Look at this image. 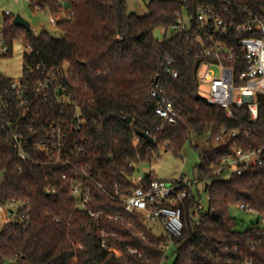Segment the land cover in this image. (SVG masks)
<instances>
[{
	"label": "trees",
	"instance_id": "trees-1",
	"mask_svg": "<svg viewBox=\"0 0 264 264\" xmlns=\"http://www.w3.org/2000/svg\"><path fill=\"white\" fill-rule=\"evenodd\" d=\"M127 1L27 0L32 11L52 16L64 13L55 24L62 35L51 37L46 31L35 35L12 26L13 17L5 16L0 36L7 52L1 55L9 54L12 41L18 38L27 49L24 64L68 68L67 84L87 121L83 136L93 148L81 162L101 173L97 179L106 188L117 184L122 193L132 189L135 166L149 163L159 148L180 156L193 139L208 140L193 168L208 197L207 212L201 213L199 201H186L182 237L165 253L164 236H155L141 216L124 214L121 204L92 186L90 208L103 214L94 222L76 207L70 194L78 175L59 165L19 160L0 131V207L12 199L30 202L27 227L0 224V264H168L169 258L171 264H238L242 259L264 264V247L254 248L246 241L253 237L264 242V227L254 221L240 230L231 215V209L239 205L264 215V151L262 165L240 176L224 179L213 174L236 149H264V96H256V121L249 120L246 107L232 108L228 118L224 109L208 105L199 97L195 76L200 60L196 33H171L162 40L154 37L156 29L166 33L176 23L175 14L184 4L152 0L146 4L147 13L138 16L128 11ZM229 1L246 4L264 16V0ZM211 2L187 0L185 7L193 15L198 5ZM170 70L177 71L178 78H171ZM155 79L177 113L175 124H163L154 113L150 92ZM126 117L130 124L124 122ZM233 130L237 135L228 136ZM138 131L154 143L139 137ZM218 136L222 141L211 145ZM152 180H156L152 172L144 174V182ZM47 189L54 192L47 194ZM115 215L124 216L126 222L107 220ZM102 232L106 237H101ZM127 249L142 257L127 254Z\"/></svg>",
	"mask_w": 264,
	"mask_h": 264
},
{
	"label": "built area",
	"instance_id": "built-area-1",
	"mask_svg": "<svg viewBox=\"0 0 264 264\" xmlns=\"http://www.w3.org/2000/svg\"><path fill=\"white\" fill-rule=\"evenodd\" d=\"M151 1L145 0V3ZM178 1L184 7L175 14L176 23L168 30L175 34L196 33L194 42L199 46L200 60L195 76L199 90L207 91V97L202 99L210 106L224 109L228 118L232 115V108L246 107L249 120L256 121L259 110L256 96H264V16L255 14L246 4L238 5L229 0H213L198 5L194 14L190 15L185 7L187 0ZM51 21L55 25L57 20L51 18ZM0 45V54L6 53L1 36ZM169 74L173 79L178 78L177 71L170 70ZM67 76L66 66L49 67L42 63H25L18 78L0 75V131L11 142L19 160L45 167L59 165L78 175L70 194L76 200V207L94 222L103 214L90 208L92 186L102 191L108 200L121 204L124 214L141 216L147 223L159 224L166 241L164 252H169L182 237V205L195 199L193 190L199 193L203 182L197 177L144 182V173L136 175L138 167H141L139 163L130 178L132 189L122 193L117 184L111 188L103 186L97 179L101 173L81 162L93 148L89 139L83 136L87 121L67 84ZM150 95L159 120L163 124H175L177 113L157 79ZM236 135L237 130L228 133L230 137ZM215 141L220 142L222 138L218 136ZM262 151L264 149L254 152L236 149L234 156L220 161L213 174L224 179L232 175L240 176L262 165ZM53 192L46 190L47 194ZM2 207L7 222L21 228L29 225L28 200H8ZM238 208L257 215V225L264 227V215L245 205ZM123 217L107 216V220L125 223ZM101 237L106 235L102 232ZM246 241L254 248L264 247V242L253 237H247ZM102 246L106 249L104 242ZM107 250L118 255L112 249ZM126 253L142 257L136 250L127 249ZM238 264L256 263L242 259Z\"/></svg>",
	"mask_w": 264,
	"mask_h": 264
},
{
	"label": "rangeland",
	"instance_id": "rangeland-1",
	"mask_svg": "<svg viewBox=\"0 0 264 264\" xmlns=\"http://www.w3.org/2000/svg\"><path fill=\"white\" fill-rule=\"evenodd\" d=\"M127 7L129 12L138 16L147 13L145 0H128ZM6 14L11 18L13 17V19L16 16L23 18L29 23L31 31L35 35L45 31L51 37H60L62 35V32L52 23L51 18H55V20L63 19L65 17L64 13L52 16L45 11H32L27 0H0V32ZM164 35L169 37L171 31L168 30L165 33L163 28H158L154 31V37L157 40H162ZM11 44L9 54H0V75L14 79L22 74L24 68L23 54L27 49L22 39H14ZM215 73L219 74L217 71ZM199 97L206 98L207 91L200 89ZM217 144L218 142L213 140L211 145L215 146ZM208 146L209 143L206 139H193L191 145L183 148L180 156H175L172 152L159 148L158 153L153 154V158L149 163H142L141 167H138L136 175L152 172L154 178L160 181H172L179 178L191 179L196 174L193 168L199 163V153L207 149ZM194 147H197V149ZM193 196L201 204V213H206L209 203L206 193L201 190L199 193L193 190ZM231 215L237 219L240 230H243L246 225L256 221L258 218L257 215L240 210L238 207L231 209ZM7 221L5 209L0 207V224H4ZM148 225L155 236H164L163 229L159 224L149 223ZM172 260L169 258L167 263L171 264Z\"/></svg>",
	"mask_w": 264,
	"mask_h": 264
},
{
	"label": "water",
	"instance_id": "water-1",
	"mask_svg": "<svg viewBox=\"0 0 264 264\" xmlns=\"http://www.w3.org/2000/svg\"><path fill=\"white\" fill-rule=\"evenodd\" d=\"M16 26V27H20L23 28L24 30L31 32V28L30 25L27 21H25L23 18H21L20 16H16L14 17V19L12 20V26ZM124 122L126 124H130L131 123V119L129 117H126L124 119ZM138 136L141 138H144V140H146L149 144H153L154 140L149 137L148 135L144 134L143 132L138 131L137 132Z\"/></svg>",
	"mask_w": 264,
	"mask_h": 264
},
{
	"label": "crops",
	"instance_id": "crops-1",
	"mask_svg": "<svg viewBox=\"0 0 264 264\" xmlns=\"http://www.w3.org/2000/svg\"><path fill=\"white\" fill-rule=\"evenodd\" d=\"M144 174H146V172Z\"/></svg>",
	"mask_w": 264,
	"mask_h": 264
}]
</instances>
